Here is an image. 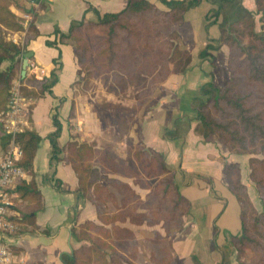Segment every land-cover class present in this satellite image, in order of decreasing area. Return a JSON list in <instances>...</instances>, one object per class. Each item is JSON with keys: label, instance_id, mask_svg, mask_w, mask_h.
I'll use <instances>...</instances> for the list:
<instances>
[{"label": "crops", "instance_id": "0c3cea01", "mask_svg": "<svg viewBox=\"0 0 264 264\" xmlns=\"http://www.w3.org/2000/svg\"><path fill=\"white\" fill-rule=\"evenodd\" d=\"M147 1L167 9L159 0ZM237 1L256 12L255 0ZM10 2L9 9L18 16L20 29L0 25V43L10 41L29 51L25 75L21 78L18 74L12 85L19 81L20 88L38 93L31 98L21 91L28 102L26 129L40 139L31 169L23 168L24 176L12 188L10 217L17 230L3 236V240L14 254V264H63L61 253L89 244L74 237L78 225L97 220L94 204L80 196L78 176L66 158V147L72 140L86 142L94 149L98 145L72 135L73 118L69 113L73 105L72 84L78 73L77 59L73 46L60 33L67 35L70 26L82 19L97 20L98 15L118 12L128 0ZM224 6L222 2L200 0L188 7L181 23L172 24L179 45L189 52V62L184 70L170 72L160 84L158 92L143 107L142 119L132 137L144 148L163 155L180 194L190 203L184 225L171 237L176 264H238L229 239L240 231V207L228 188L224 164H240L241 159L231 154L219 137H203L194 120L193 100L201 86L208 82L217 86L229 77L228 47L219 41L221 28L230 22ZM53 41L55 44H47ZM9 63L4 60L0 68ZM52 70L57 81L49 92L41 93L42 83ZM54 115L60 123L55 151L49 139L55 130ZM75 128L81 131L80 120ZM2 135L0 126V161L7 148L1 145ZM240 167L242 182L246 184L247 163ZM31 184L37 196L26 188Z\"/></svg>", "mask_w": 264, "mask_h": 264}, {"label": "trees", "instance_id": "16d2710c", "mask_svg": "<svg viewBox=\"0 0 264 264\" xmlns=\"http://www.w3.org/2000/svg\"><path fill=\"white\" fill-rule=\"evenodd\" d=\"M167 9H161L147 0H128L126 6L114 13L98 15L95 25L104 26L108 32L107 51H109V66L126 75L135 77L144 82L143 88L148 94L156 85H160L173 70L182 71L189 62V52L178 43V35L171 30L172 24L183 21L184 12L188 7L196 5L200 0H159ZM225 3V12L228 13L230 24L221 28L220 43L228 47L227 65L229 77L220 85L208 82L201 86L194 97V120L197 130L203 137L218 136L224 141L230 153L234 154H261L263 158H249V177L260 190V199L264 205V103L250 91L240 88L237 78L233 75V62L241 59L244 64V78L246 83L264 91V25L260 31L254 29L253 13L243 7L237 0H211ZM10 0H0V25L7 29L18 30V16L10 9ZM256 9L264 10L263 0H255ZM83 20V19H82ZM78 21L70 26L71 32ZM125 29V30H123ZM121 30L125 32L121 35ZM68 34V33H67ZM61 36H67L60 33ZM246 38V42L238 45ZM52 45L55 42H47ZM27 50L20 48L13 42L0 43V65L4 60L10 63L4 69L0 68V110L6 107L10 94L12 80L19 74L22 57ZM76 59L79 56L76 52ZM57 58L54 59V63ZM130 78V79H131ZM57 81L55 70L42 83L41 93L50 91V87ZM27 97L37 96V92H30L21 88ZM149 96V95H148ZM254 96V97H253ZM255 98L259 100H254ZM143 104V103H142ZM55 130L50 133L49 139L53 150H57L56 137L60 132V123L57 117L52 116ZM170 135L171 130L167 131ZM1 145H8L10 136L2 132ZM39 136L32 130L23 129L14 136V141L22 150L18 163L24 169H31L36 152ZM132 155L146 177L169 173L168 185L173 189L175 200L189 207V201L180 194L173 180V171L167 169L162 154L148 150L137 144ZM66 158L77 173L80 196L89 199L95 206L97 222L87 220L78 225L73 232L77 239L89 242L86 246H79L70 252H63L60 259L63 264H133L136 258L134 252L125 253L128 247L134 245V233L127 227L120 225L124 221L148 225L157 224L149 217L157 216L156 204L154 210L147 214L138 212L139 196L130 186L118 180L114 185L122 195L117 202L112 193L100 184V172L92 165L95 149L86 142L70 141L67 144ZM228 173V188L236 197L240 207V231L232 236L234 247L243 239L254 246L256 259L253 264H264V233L260 238L247 233L245 215L252 211L245 185L239 180L237 163L224 164ZM231 168H235L238 178L232 179ZM137 177L136 175H133ZM165 183V184H166ZM120 186H125L127 193ZM140 186V184H138ZM142 186H147L142 184ZM34 195L37 191L34 186L27 185ZM146 188V187H145ZM153 192L154 189H153ZM156 196H154L155 198ZM110 200L115 211L110 212L102 204ZM38 205V201H36ZM137 203V204H136ZM139 207V206H138ZM182 213H178L181 217ZM157 243L161 244L162 258H155V264H176L172 254V232L164 230L163 234L155 232Z\"/></svg>", "mask_w": 264, "mask_h": 264}, {"label": "rangeland", "instance_id": "374dc122", "mask_svg": "<svg viewBox=\"0 0 264 264\" xmlns=\"http://www.w3.org/2000/svg\"><path fill=\"white\" fill-rule=\"evenodd\" d=\"M253 17L254 29L260 31L264 25V10L258 11L256 9ZM83 20L79 25L74 24V29L68 32L65 38L73 46L74 53L77 52L79 56V60H76L78 73L72 84L73 105L69 113V116L73 118L70 121L72 135L76 136L77 139H90L91 144L98 145V149H95L92 165L97 167L100 172V184L113 194L117 202L122 195L112 180L127 183L139 196L140 200L138 204L136 203L138 212L149 214L152 212L151 210H154L155 204L156 208H159L157 216L149 217L150 221H155L157 224L148 225L145 222L137 224L128 220L120 223L134 233V245L125 251V253L134 252L136 254L133 264H155L153 261L155 258H162V253L160 251L161 244L154 241L157 238L154 233L163 234L164 230H168L172 232L171 237H173L184 225L186 215L191 209L190 203L187 208L184 203L175 200L172 189L174 185L171 187L167 184L171 178L169 173L146 177L141 171L140 164L135 162L132 155L135 146L138 144L132 140V137L142 119L143 107L158 92L160 85L153 87L147 94L143 88L144 82L142 80L128 77L110 68L106 27L95 25L96 20ZM124 34L125 32L121 30V35ZM245 42L246 38L238 45L240 46ZM233 69H235L233 75L236 76L240 88L244 91H250L252 95L259 97L264 103V91L246 83L243 73L244 64L242 66L241 59L238 58L233 62ZM254 100L259 99L255 98ZM78 120L81 121V131L75 128ZM231 154L238 156V160L241 159V165L247 163V175L244 178L246 185L241 179L240 164L231 162L238 164L239 180L245 185L253 208L252 211H247L248 213L245 215L247 233L249 231L252 236L260 238V232L264 233V205L260 199V190L249 177V158L263 157L261 154ZM166 167L170 169L168 166ZM231 169L232 179L236 180L238 178L236 169ZM142 184H146V188ZM120 187L127 193L125 186ZM127 194L130 198L133 197L132 193L128 192ZM154 196L156 197L154 198ZM102 204L108 211H115L110 200H106ZM178 213H182L181 217L178 216ZM232 238L231 236L229 240L237 263L253 264L256 253L253 250L255 247L248 243L250 238L248 240L243 239L237 247H234Z\"/></svg>", "mask_w": 264, "mask_h": 264}, {"label": "built area", "instance_id": "2783aa9c", "mask_svg": "<svg viewBox=\"0 0 264 264\" xmlns=\"http://www.w3.org/2000/svg\"><path fill=\"white\" fill-rule=\"evenodd\" d=\"M29 23V18L27 19ZM16 81L10 90L6 107L0 110V126L10 136L7 148L0 161V264H14V254L3 240V236L17 230L16 222L10 217L15 181L24 176V169L18 163L22 155L20 146L14 141L17 132L27 128L26 111L28 102ZM79 129V124H77Z\"/></svg>", "mask_w": 264, "mask_h": 264}, {"label": "water", "instance_id": "95a60500", "mask_svg": "<svg viewBox=\"0 0 264 264\" xmlns=\"http://www.w3.org/2000/svg\"><path fill=\"white\" fill-rule=\"evenodd\" d=\"M28 57H29V51L26 52L24 55H23V58L21 60V67H20V72H19V75L21 76V78L24 77L25 75V72H26V68L28 66Z\"/></svg>", "mask_w": 264, "mask_h": 264}]
</instances>
